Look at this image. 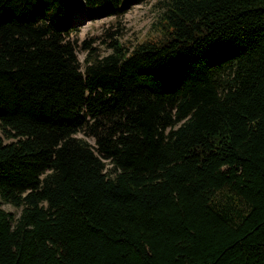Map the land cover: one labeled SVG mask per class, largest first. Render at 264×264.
<instances>
[{"label": "trees", "instance_id": "16d2710c", "mask_svg": "<svg viewBox=\"0 0 264 264\" xmlns=\"http://www.w3.org/2000/svg\"><path fill=\"white\" fill-rule=\"evenodd\" d=\"M141 1L0 0V264H264V0Z\"/></svg>", "mask_w": 264, "mask_h": 264}, {"label": "rangeland", "instance_id": "374dc122", "mask_svg": "<svg viewBox=\"0 0 264 264\" xmlns=\"http://www.w3.org/2000/svg\"><path fill=\"white\" fill-rule=\"evenodd\" d=\"M164 0H143L141 2L132 4L120 15H103L90 17L88 12L84 9L72 15V19L76 21L75 29L70 31L69 38L76 40L79 43L82 40H88L94 35L99 38L90 41L91 46H97L100 53L106 52L104 44L100 40L107 37L103 35L106 29L113 30V37H117L121 45L130 50L131 46L144 39H154L158 37L153 25L164 10L162 4ZM76 56L81 61L83 52L80 49L75 50ZM92 143L91 138H86ZM1 207L9 212L17 214L18 209H15L7 203H3Z\"/></svg>", "mask_w": 264, "mask_h": 264}]
</instances>
